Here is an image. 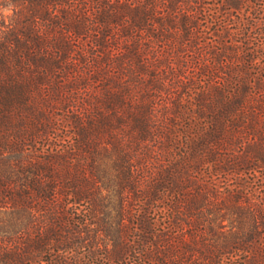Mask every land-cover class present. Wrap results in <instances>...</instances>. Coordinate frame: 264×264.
I'll return each mask as SVG.
<instances>
[{
    "label": "trees",
    "instance_id": "16d2710c",
    "mask_svg": "<svg viewBox=\"0 0 264 264\" xmlns=\"http://www.w3.org/2000/svg\"><path fill=\"white\" fill-rule=\"evenodd\" d=\"M0 264H264V0H0Z\"/></svg>",
    "mask_w": 264,
    "mask_h": 264
},
{
    "label": "clouds",
    "instance_id": "9594fccd",
    "mask_svg": "<svg viewBox=\"0 0 264 264\" xmlns=\"http://www.w3.org/2000/svg\"><path fill=\"white\" fill-rule=\"evenodd\" d=\"M6 14H9V15H10L11 13H10V11H9V12H7Z\"/></svg>",
    "mask_w": 264,
    "mask_h": 264
}]
</instances>
